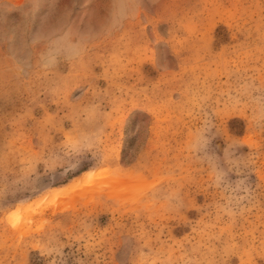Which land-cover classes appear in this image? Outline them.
Here are the masks:
<instances>
[{
  "label": "rangeland",
  "instance_id": "1",
  "mask_svg": "<svg viewBox=\"0 0 264 264\" xmlns=\"http://www.w3.org/2000/svg\"><path fill=\"white\" fill-rule=\"evenodd\" d=\"M0 264H264V0H0Z\"/></svg>",
  "mask_w": 264,
  "mask_h": 264
},
{
  "label": "bare ground",
  "instance_id": "2",
  "mask_svg": "<svg viewBox=\"0 0 264 264\" xmlns=\"http://www.w3.org/2000/svg\"><path fill=\"white\" fill-rule=\"evenodd\" d=\"M91 172V171H90Z\"/></svg>",
  "mask_w": 264,
  "mask_h": 264
}]
</instances>
